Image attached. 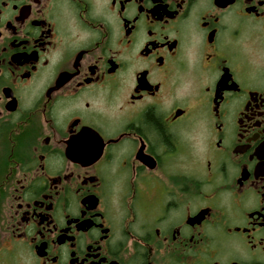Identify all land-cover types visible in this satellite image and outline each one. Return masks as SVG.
Wrapping results in <instances>:
<instances>
[{
    "label": "flooded vegetation",
    "instance_id": "af4514ba",
    "mask_svg": "<svg viewBox=\"0 0 264 264\" xmlns=\"http://www.w3.org/2000/svg\"><path fill=\"white\" fill-rule=\"evenodd\" d=\"M0 264H264V0H0Z\"/></svg>",
    "mask_w": 264,
    "mask_h": 264
}]
</instances>
